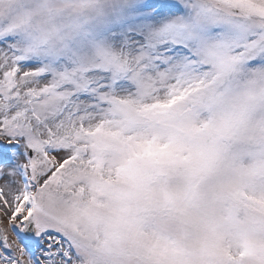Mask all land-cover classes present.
<instances>
[{"label":"snow or ice","instance_id":"obj_1","mask_svg":"<svg viewBox=\"0 0 264 264\" xmlns=\"http://www.w3.org/2000/svg\"><path fill=\"white\" fill-rule=\"evenodd\" d=\"M0 264H264V0H0Z\"/></svg>","mask_w":264,"mask_h":264}]
</instances>
